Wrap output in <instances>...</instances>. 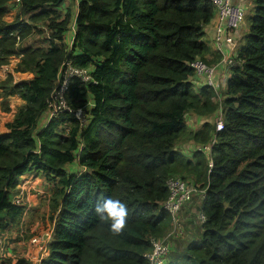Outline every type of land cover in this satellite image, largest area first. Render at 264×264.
<instances>
[{"label":"trees","instance_id":"obj_1","mask_svg":"<svg viewBox=\"0 0 264 264\" xmlns=\"http://www.w3.org/2000/svg\"><path fill=\"white\" fill-rule=\"evenodd\" d=\"M63 1L12 3L32 22L47 18L49 31L45 48L19 47L21 71L31 75L0 80L1 110H9L7 95L23 100L0 132V228L24 209L10 190L33 173L53 185L47 254L35 264H148L149 239L170 220L165 181L179 174L203 188L196 212L204 216L195 237L170 243L179 264H264V0H253L219 101L190 66L208 50L209 0H76L65 42L71 10ZM9 4L0 0V64L29 28L24 18L3 20ZM65 61L89 78L71 75L69 110L41 123ZM218 109L216 130L206 115ZM189 111L204 117L195 128L185 122ZM183 134L193 143L187 154L177 145ZM105 197L127 207L119 234L95 212ZM171 255L164 264H174Z\"/></svg>","mask_w":264,"mask_h":264},{"label":"rangeland","instance_id":"obj_2","mask_svg":"<svg viewBox=\"0 0 264 264\" xmlns=\"http://www.w3.org/2000/svg\"><path fill=\"white\" fill-rule=\"evenodd\" d=\"M11 2L16 3L14 2V0H8V3H10L9 4L10 11L6 13L3 20L9 22L19 18L21 19L24 18L28 21L27 24L29 25L28 31L26 30V28H22L23 31L15 36L14 43L12 46L13 51L11 54H9V56H12L10 58L15 59V64L11 66L13 70L14 68L16 69L14 71V74L11 75L12 79L15 81L28 77L30 73L29 71H21L22 65H20L18 62H20L23 53L20 51L19 47L30 46L34 48L39 46L45 48L47 45L46 37L48 36V31H49L47 28L49 21H47L48 20L47 18L42 17L32 22L30 19H27L26 16L20 13L18 14V7L14 6ZM252 6H253V0H247L245 3V12L242 18L243 20L242 24H244L243 25L244 30L242 32V35H244L247 32L249 17L253 13ZM67 7L71 8V12L73 13L75 8L74 1L69 0L67 3ZM17 14L18 16H16ZM65 35L69 36V33L66 31L64 36ZM239 41H240V37L238 38V42ZM7 58L8 57H6V59ZM66 68L67 67H65V65H61L60 68L58 69L59 71H61L60 73L65 74ZM55 85L54 86L56 88L52 89L53 92L49 98V103L51 108L57 105L58 103L63 102L62 97H64L63 91L65 90L60 91V86L62 85V77L61 78L58 77L55 79ZM219 89L220 87L216 90L218 101L220 99ZM13 106L15 109L18 105H13ZM189 112H187L188 119L190 116ZM219 113L220 110L218 109L217 111L214 112V114L206 115V117L207 119L214 121V119H216L219 116ZM185 139H186V134L181 135L177 145H183ZM187 148L188 147H186V150ZM172 175L180 176L179 174H172ZM183 178L187 179V177H183ZM48 185L49 186L43 192V195L39 200L40 205L38 206H40V208H38L37 211L26 210L25 213L23 214L24 218L21 219L22 216L21 215L17 217V219L11 221L8 225H6L5 228L3 229L0 228V264H16L18 262L21 264H35L39 260V258L47 254L46 242L49 239L51 233V220L49 218V215L52 209L50 207V195L53 189V185L50 183V181L48 182ZM196 187L198 188L197 185ZM201 189L203 190V188ZM16 194H20V198L24 201V208H25V206L27 205V199L23 193V190L17 188ZM9 196L11 197L10 192H9ZM198 200H199V196L195 195L193 198V202L189 206L187 205L185 206L184 208L185 214L178 216L180 222V233H178L176 236L170 233V231L173 228V224L169 220L167 230L165 229L166 231L163 234L166 240H168L169 242V252L167 254L169 255L172 253L170 257L175 259L174 264H179V259L177 254L175 253L177 249L172 248L173 246L170 247V243L172 245V242H175V245L176 244L179 245L176 241H182V239L187 240L188 238L195 237L198 234L199 219L196 214L197 212L195 208ZM168 233H170V235H167ZM168 255L166 256L165 260L168 259ZM20 260H22V262H20ZM181 264H187V263L185 262Z\"/></svg>","mask_w":264,"mask_h":264},{"label":"built area","instance_id":"obj_3","mask_svg":"<svg viewBox=\"0 0 264 264\" xmlns=\"http://www.w3.org/2000/svg\"><path fill=\"white\" fill-rule=\"evenodd\" d=\"M19 1L20 0H14V2H16L15 4L19 3ZM209 2L213 5L215 12V23L212 28L211 42L213 47L220 53V57L212 64H209L197 57L190 62V66L193 68L196 77L211 86L216 92V90L224 83L231 65L235 63L233 55L238 44L236 29L239 22L242 20L244 10L241 5L234 3L232 0H209ZM73 29L74 26L72 25V34ZM62 65L67 67L65 74L60 73L61 71H59V69L56 74V78L62 77L60 91L65 90L67 80L71 75L80 76L82 80H87L89 78L85 69L75 68L71 66L68 61H65ZM55 86L53 89L56 88ZM52 92L53 90L50 92V96ZM62 101L63 102L58 103L51 108L48 100V110L45 112L46 117H49L51 114L60 109L69 110V108L65 105L64 97H62ZM74 114L80 121L84 120V114L80 108L75 109ZM214 127L216 130L222 127L220 113L214 121ZM196 145L197 149L208 148L207 143ZM208 165H211L210 161H208ZM165 184L167 188V195L162 201V206L169 212L170 221L173 224V228L170 233L176 236L180 233V222L178 217L180 207L185 203H189L195 195H199L202 192V189H198L190 180L178 175L169 176L166 179ZM11 201L15 204H24L20 198V194L12 195ZM196 214L199 221L204 219L202 213L197 211ZM170 233L167 235H170ZM149 242L150 248L144 253L147 263L164 264V257L168 253L169 249L168 240H166L165 236L158 238L150 237Z\"/></svg>","mask_w":264,"mask_h":264},{"label":"crops","instance_id":"obj_4","mask_svg":"<svg viewBox=\"0 0 264 264\" xmlns=\"http://www.w3.org/2000/svg\"><path fill=\"white\" fill-rule=\"evenodd\" d=\"M68 1L69 0H64L63 5L67 6ZM73 1L76 5V0H73ZM232 1L234 3L241 5L244 12H245V3L247 0H232ZM8 9H9V7H8ZM8 9L4 13V15L2 16L3 19L6 15V13H8L10 11V9L9 10ZM75 9H76V6L74 8L73 13L71 12V15H70L69 29L67 30V32L69 33V36L65 35L63 42L70 40L69 37L72 35L71 26L73 25V15L75 13ZM70 10H71V8H70ZM244 12H243V15H244ZM242 21L243 20H241L239 22L237 29H236V34L238 36L237 39L242 36V32L244 30V27H243L244 24H242ZM214 23H215V13L213 14L212 18L203 26L204 37L206 38L207 45H208V50L204 53V60L209 64L215 63L220 57V53L213 47L212 42H211V34H212V28H213ZM7 57L8 58L6 59V61L0 64V79H3L7 73H10L11 75L14 74V70L11 66L15 64V59L10 58L12 56H9V55H7ZM208 60H211V61L208 62ZM30 75H31V73H29L28 77ZM217 76H218V74H217ZM220 87H222V86H220ZM0 98H1V95H0ZM6 99H7V105L9 107V110L3 111L0 109V132H3L4 130H6L4 123L9 121L13 116V113L15 110L13 105H20L21 102L23 101L21 98L19 99V97L16 95H7ZM13 101H15V102H13ZM187 114L188 113L186 112L184 115L185 116V122H186L187 126H189L191 128H192V126H193V128H195L196 125H198L200 122H202L204 120V117H202V116L198 117L192 112H189L190 116L188 119ZM46 119H47L46 113H44V115L42 116V118L40 119L39 122H41V123L43 121L45 122ZM192 144L193 143L190 140L185 139L184 144L179 145V146H181L182 147L181 149L182 150L184 149V151H186L185 154H187V153H189V151H187V150L190 149V146ZM186 147H188L187 150H186ZM48 186H49L48 182H46L43 179V177H40L39 175H35L33 173L27 172V173H23L22 175L19 176L18 183L16 184V186L13 189L10 190V193H11V197H12V195L16 194L17 188H20L23 190V193L26 196L27 205L25 206V208L23 209V211L19 215V216L22 215L21 219L24 218L23 214L25 213L26 210L37 211V209L40 208V206H38V205H40L39 200L41 199L43 192L46 190V188ZM192 202H193V199L190 201V203H185L180 207V209H179L180 215L185 214L184 213L185 212V210H184L185 206L186 205L189 206ZM23 203H24V201H23ZM195 208H196V206H195ZM33 213H35V212H33Z\"/></svg>","mask_w":264,"mask_h":264},{"label":"clouds","instance_id":"obj_5","mask_svg":"<svg viewBox=\"0 0 264 264\" xmlns=\"http://www.w3.org/2000/svg\"><path fill=\"white\" fill-rule=\"evenodd\" d=\"M95 212L101 221L111 222V231L114 234L121 233L127 224L128 211L126 205L118 199L105 197L98 200Z\"/></svg>","mask_w":264,"mask_h":264}]
</instances>
